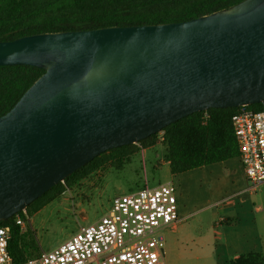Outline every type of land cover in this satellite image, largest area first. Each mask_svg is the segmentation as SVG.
Masks as SVG:
<instances>
[{"label": "water", "instance_id": "1", "mask_svg": "<svg viewBox=\"0 0 264 264\" xmlns=\"http://www.w3.org/2000/svg\"><path fill=\"white\" fill-rule=\"evenodd\" d=\"M46 71L0 116V222L101 153L210 107L264 101V0L186 21L0 40Z\"/></svg>", "mask_w": 264, "mask_h": 264}, {"label": "trees", "instance_id": "2", "mask_svg": "<svg viewBox=\"0 0 264 264\" xmlns=\"http://www.w3.org/2000/svg\"><path fill=\"white\" fill-rule=\"evenodd\" d=\"M242 1L0 0V40H13L35 33L186 21L229 9ZM45 71L44 67L28 64L0 65V116L15 105ZM240 107H210L197 111L137 143L109 149L34 200L27 206V212L30 216L34 215L67 188L108 163L123 165L140 148L157 144L160 133L163 134L166 159L174 176L239 156L232 116ZM246 108L251 111L264 110V101L248 104ZM14 217L1 221L0 226L12 225L9 251L13 264H24L29 259L30 249L36 246V240L29 228L22 232L13 223ZM231 264H264V255L260 252L240 254L231 260Z\"/></svg>", "mask_w": 264, "mask_h": 264}, {"label": "rangeland", "instance_id": "3", "mask_svg": "<svg viewBox=\"0 0 264 264\" xmlns=\"http://www.w3.org/2000/svg\"><path fill=\"white\" fill-rule=\"evenodd\" d=\"M162 135L159 134L157 144L140 148L123 165L108 163L100 167L31 215L27 228L32 231L36 246L30 249L28 258H36L42 251L66 242L81 226L95 224L110 212L116 196L167 182L176 185L181 219L175 227L159 232L167 250L171 240V264H212L215 258L222 257L224 235L221 226L216 229L222 214L215 205V185L222 182V176L210 174L208 168L174 176Z\"/></svg>", "mask_w": 264, "mask_h": 264}, {"label": "built area", "instance_id": "4", "mask_svg": "<svg viewBox=\"0 0 264 264\" xmlns=\"http://www.w3.org/2000/svg\"><path fill=\"white\" fill-rule=\"evenodd\" d=\"M232 125L244 173L254 188L264 183V110L241 105ZM176 190L167 182L116 196L110 212L95 224L81 226L69 240L24 264H165V241L159 232L181 220ZM20 212L13 223L24 232L31 216L27 209ZM11 237L12 225L0 226V264H13Z\"/></svg>", "mask_w": 264, "mask_h": 264}, {"label": "crops", "instance_id": "5", "mask_svg": "<svg viewBox=\"0 0 264 264\" xmlns=\"http://www.w3.org/2000/svg\"><path fill=\"white\" fill-rule=\"evenodd\" d=\"M198 168H208L206 170L210 174L221 175L223 179L215 185L218 195L215 205H218L222 214L221 223L216 229L221 226L224 235L223 256L215 258L212 264H231L235 256L250 252L264 255V183L250 188L251 183L244 173L239 156ZM168 247L170 249L167 250L165 246V264H171V240Z\"/></svg>", "mask_w": 264, "mask_h": 264}]
</instances>
